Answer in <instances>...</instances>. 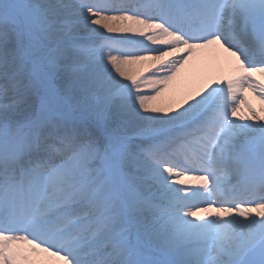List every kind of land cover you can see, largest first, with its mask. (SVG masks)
<instances>
[{"label": "snow or ice", "instance_id": "obj_1", "mask_svg": "<svg viewBox=\"0 0 264 264\" xmlns=\"http://www.w3.org/2000/svg\"><path fill=\"white\" fill-rule=\"evenodd\" d=\"M0 264H264V0H0Z\"/></svg>", "mask_w": 264, "mask_h": 264}, {"label": "bare ground", "instance_id": "obj_2", "mask_svg": "<svg viewBox=\"0 0 264 264\" xmlns=\"http://www.w3.org/2000/svg\"><path fill=\"white\" fill-rule=\"evenodd\" d=\"M247 96H248V100L252 104V106L255 107L257 109V111H259L260 107H261L259 100L251 92L247 93Z\"/></svg>", "mask_w": 264, "mask_h": 264}]
</instances>
